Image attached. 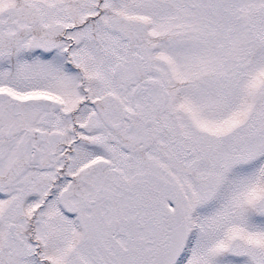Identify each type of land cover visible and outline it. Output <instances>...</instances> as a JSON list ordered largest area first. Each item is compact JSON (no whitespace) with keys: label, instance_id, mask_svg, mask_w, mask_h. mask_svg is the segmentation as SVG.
Listing matches in <instances>:
<instances>
[{"label":"snow or ice","instance_id":"1","mask_svg":"<svg viewBox=\"0 0 264 264\" xmlns=\"http://www.w3.org/2000/svg\"><path fill=\"white\" fill-rule=\"evenodd\" d=\"M0 264H264V0H0Z\"/></svg>","mask_w":264,"mask_h":264}]
</instances>
